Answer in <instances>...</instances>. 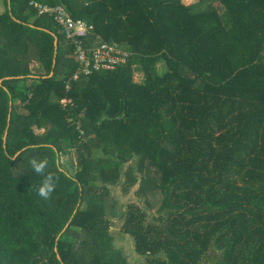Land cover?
Masks as SVG:
<instances>
[{"label":"trees","instance_id":"16d2710c","mask_svg":"<svg viewBox=\"0 0 264 264\" xmlns=\"http://www.w3.org/2000/svg\"><path fill=\"white\" fill-rule=\"evenodd\" d=\"M28 1L1 0L0 264H128L117 215L147 264H203L211 247L208 264H264V0H36L131 51L78 79L72 43ZM33 157L58 177L48 200ZM118 182L160 196L158 223L118 210Z\"/></svg>","mask_w":264,"mask_h":264},{"label":"built area","instance_id":"2783aa9c","mask_svg":"<svg viewBox=\"0 0 264 264\" xmlns=\"http://www.w3.org/2000/svg\"><path fill=\"white\" fill-rule=\"evenodd\" d=\"M28 4L36 14L52 17L65 38L72 43V56L76 62V69L71 78L78 79L80 75H87L95 70L113 69L129 58L131 51L114 41L89 42L87 37L94 29L93 23L81 18H73L62 4L50 5L36 0H29ZM65 87L70 88L69 81ZM60 103L62 105L71 103V99L62 98Z\"/></svg>","mask_w":264,"mask_h":264},{"label":"rangeland","instance_id":"374dc122","mask_svg":"<svg viewBox=\"0 0 264 264\" xmlns=\"http://www.w3.org/2000/svg\"><path fill=\"white\" fill-rule=\"evenodd\" d=\"M194 1L195 0H183L184 3H192ZM2 10L3 5L0 6V12ZM37 132H42V129L38 130ZM59 162L62 164L63 168L68 170L71 174H73L77 169L74 156L72 154L60 156ZM124 166L125 165H123L122 168H124ZM121 180L122 176L120 177L119 182ZM119 182L109 185L110 195L117 201L118 210L120 212L124 211L126 203L131 202L142 208L146 215V221L158 223L157 217L159 215L158 207L160 205V196L148 194L146 197H137L134 193L135 188L137 187V182L129 186L128 190L122 192L121 184ZM118 217L119 215L111 218L110 232L113 236L114 246L118 248L122 255L125 257L126 263L147 264V261L143 256L134 253L131 238L120 231L121 218ZM159 256L163 257V255L161 254ZM213 257H218V252L211 247L203 258L202 263L208 264Z\"/></svg>","mask_w":264,"mask_h":264},{"label":"clouds","instance_id":"9594fccd","mask_svg":"<svg viewBox=\"0 0 264 264\" xmlns=\"http://www.w3.org/2000/svg\"><path fill=\"white\" fill-rule=\"evenodd\" d=\"M29 163L31 164L32 170L36 174L43 177L39 185L35 188L36 195L43 200L50 199L51 194L56 188V181L58 177H56L52 172L45 173V170L48 167L47 159L38 160L33 157Z\"/></svg>","mask_w":264,"mask_h":264},{"label":"water","instance_id":"95a60500","mask_svg":"<svg viewBox=\"0 0 264 264\" xmlns=\"http://www.w3.org/2000/svg\"><path fill=\"white\" fill-rule=\"evenodd\" d=\"M52 34L54 35V47L56 48L57 47V42H58V38H57V35L52 32ZM52 74V70L47 74L48 76ZM0 82H1V79H0ZM4 139H5V136H4ZM57 257L60 258L59 254H57Z\"/></svg>","mask_w":264,"mask_h":264},{"label":"crops","instance_id":"0c3cea01","mask_svg":"<svg viewBox=\"0 0 264 264\" xmlns=\"http://www.w3.org/2000/svg\"><path fill=\"white\" fill-rule=\"evenodd\" d=\"M1 3H2V2L0 1V6H2V4H1ZM1 12H2V11H1ZM1 12H0V13H1Z\"/></svg>","mask_w":264,"mask_h":264}]
</instances>
